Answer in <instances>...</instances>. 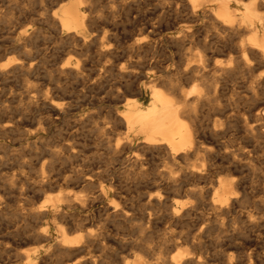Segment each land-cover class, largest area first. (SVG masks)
<instances>
[{
  "label": "bare ground",
  "instance_id": "1",
  "mask_svg": "<svg viewBox=\"0 0 264 264\" xmlns=\"http://www.w3.org/2000/svg\"><path fill=\"white\" fill-rule=\"evenodd\" d=\"M67 1H71V0H67ZM120 1L123 2L124 4H126L125 6L127 7V4L132 3L133 0H120ZM120 1H119V3H120ZM135 1H137V0H135ZM162 1H164V0H161V2L159 1V3H162ZM172 2H173V0H171L170 3H172ZM177 2L179 4V1L175 0V4ZM180 2H181V0H180ZM82 3H83L82 0H73V2H70V3L67 2V4H64L61 7V9L59 10V13H56L53 17L52 22L54 23V25L58 29V31H61V32L67 34L68 38H66V39H68V41H69V46L71 47V50H72L71 53L76 54V56L70 55V54L68 55V57L66 56L67 58H65L64 63L61 64V66L57 69V71L59 72V70H60L63 73L64 72L69 73L70 75L74 76L73 78H75V76H81V78L85 77L86 76L85 70L87 67L86 66L87 63L85 62L83 57L82 58L84 61L81 59V56H83L84 52H86L90 49H94L96 54H98L101 58L99 56L98 57L101 60H104L99 71H98V73L101 72V75H102V71H104V73L107 72L109 74H112V77L114 75V76H117L119 79L120 78L123 79L125 81V83L128 85V90H126V88H125V91H122V93L120 92L121 94L118 97H116L117 101H115L119 104L122 103V112H118L117 110L115 112V111L111 110L112 112H114L113 121L111 120L112 126H110L109 129L104 127L103 130H105L104 132H105L106 136H108V135L113 136L114 135V137H115V138L113 137V139H111V138L108 139V137H107V139H108L107 145H109L108 147H110L111 150L115 153V156H116V154L119 156L126 155L127 157H125V159H127V161H129V164L131 166L135 167V169H136V167H138L140 170V168L147 161V158H150V159L153 158V161L155 159V161H158L157 163L160 162L162 165L161 166L159 163L160 167L163 168L160 174H158L159 170H158V172L155 171V172H157L156 174L159 175V179L154 178V180H152V182H150L149 184L146 183L147 185H144V186H146V187H144V190L141 191L139 189L140 190L139 192L137 190V192L140 193V197H144L146 199V203L143 202L144 199L142 201L143 203L137 201L139 204L140 203L144 204L143 209H141V212H140V216H141L140 219L146 220L145 216L147 214L149 215L150 211L147 214L145 212L148 210L152 211V209H156V211H157V209L160 211H163L164 213H166V215L169 216V218L172 217L176 222H181L187 214L190 215V213H193L196 210H197L196 213L194 212L193 215L194 214L198 215L197 214V212H199L198 209L199 210L201 209L202 210L201 212H207V211L210 212L213 216V223L214 222L219 223V221H221V219H223V217L226 216L227 214H234V212H236V210L241 206V204L243 202H245V201L242 202V199L244 197L243 194H245V193L242 194L240 182L238 181L239 176L235 177V175L236 176L240 175L239 169L243 168L248 161L249 162L251 161L250 153H252L253 150L251 152L249 149H247L249 147L246 148L245 146H248L249 144L247 145L245 143L246 145L242 146L243 144L242 145L240 144L241 146L238 145L237 148H234L230 151V146H228L229 147L228 148L226 146L227 144L225 145V143L223 142L224 148L229 149V151L224 152V150H223L224 153L219 155V151H220V149L222 151L223 146L222 147L221 146L214 147L212 145V139L216 138L221 132H223L222 129L224 128V126H226L227 124L230 123L231 119L236 118V120H238L237 122L241 125V129H242L241 131H244V133H243L245 135L244 138L246 139V141L251 143V146H254L255 144H257V146H258V144L261 142H262L261 144L263 145V143H264V107H262L263 104L261 103V101H262L261 98H264L262 96L263 91H264V0H186L185 3L182 2L181 7L179 6L180 10H178V11H179V13H181V15L183 14L181 19L179 18L180 20H177L178 17L176 19L173 17L174 20L172 18L171 22H168V21L166 22V21H164L165 19L163 18L164 23H159L158 22L159 18H162V17H159L160 15L158 13V15H156V16H158L157 22L155 21V23H152L153 22L152 21L150 23H147L145 26L142 24L143 28L140 25L141 29H143V31L140 30V27L136 28V29L140 30V34H141V32H148L146 34V36L141 37L140 35H138L139 33L137 34L135 31L137 36L136 35L134 36V34H131L129 36V40H126V41L125 40L121 41L118 38V35L115 34V32L111 33L112 29L110 31V30H107L106 28H101V30L99 29L100 30L99 31L97 28V30H98L97 32H92L91 31L92 28H91V30L89 29V31H87V29L85 28V27H88L87 25L85 26V24H86L85 21L87 20V19L85 20V16H86L85 10H88V9H85V7L82 6L83 5ZM113 3H115V2H112V4ZM165 3H167V0ZM110 4H107V6L108 5L111 6ZM133 5H134V2H133ZM169 5H173V4H169ZM161 6H162V4L159 7L162 8ZM165 6H167V5H165ZM163 7H164V4H163ZM122 8H124V7H122ZM167 8H168V6H167ZM167 8L165 9V7H164V10H167ZM176 8H177V6H176ZM110 10L113 12V10L111 8H110ZM134 11L135 10H133V12ZM117 12H116V15L118 14ZM131 12H132V9H131ZM133 12H132V14H133ZM138 12H139V9H138ZM149 12L150 11H148V13ZM166 12H165V14H167ZM169 12L170 11H168V14H169ZM177 12H175V13H177ZM155 13H157V12L155 11ZM102 14H103V11H102ZM109 15H110V13H109ZM113 15H115V13ZM123 16H124V18H126L125 15H123ZM139 16H140V13H139ZM111 17H112V15H111ZM128 17H129V14H128ZM179 17H180V15H179ZM89 18L91 19V16ZM119 18H121V17H119ZM167 18H166V20H167ZM97 19L93 18V21L97 20ZM112 19H110V20L113 23L114 19L113 20ZM133 19H134V17H133ZM133 19H131L132 23H134ZM157 19H155V20H157ZM201 19L203 20V23H202L204 25L203 27H205V29H207L206 31L211 30V32L214 33V34L213 33L212 34H213V36L216 37V40H217L216 44L213 45V44L209 43V40H208V42L206 40H203L202 35H204L205 33L202 35L200 34L201 38L198 36V34L200 33L198 31H200L201 29L200 28L196 29L195 25ZM103 20H104V18H103ZM103 20H102V22H101V19L97 20V21L103 23ZM119 20H121V19H119ZM119 20H117V22ZM128 21L130 22V20H128ZM131 22L129 24H131ZM138 22H139V20H138ZM89 23H90V21H89ZM104 23H105V20H104ZM94 24L95 23H93V25ZM113 24H116V22ZM50 25H52V24H50ZM117 25H118V23H117ZM104 26L107 27L106 25H104ZM126 26H128V24ZM126 26H124V27H126ZM130 26H132V28L134 27V25H130ZM95 27L96 26L94 25L93 29H95V31H96ZM98 27H99V23H98ZM203 27H201V28H203ZM124 29H125L124 31L126 32L128 30V27H127V30H126V28H124ZM115 30L117 31V28ZM134 30H135V27H134ZM37 31H39V29ZM52 31H54V29ZM58 31L55 30V34ZM132 31H133V29H132ZM165 31H169V32H167L168 35H165ZM202 31L205 32V30H202ZM125 32H124V34H127L130 31L127 33H125ZM39 33H41V32H39ZM212 34L210 36H212ZM30 35H31V33H30ZM205 35L207 36V34H205ZM28 36H29V34H28V31H26V30H23L20 33L21 39H26ZM119 36H121V35H119ZM210 36L209 37L207 36V38H210ZM134 37H141V38L136 39ZM64 38H65V36H64ZM163 39H166L165 41L168 42L170 45L174 44L179 48L178 49L179 50V57L176 56V57H178L177 61H173L171 54L168 53V58H166L165 63L162 62V63H164V65L162 64L163 65L162 69L165 71V74H166V75H164L165 76L164 78L162 76H158L157 73L156 74H154L152 72L148 73L146 71V65L143 64V62H146V61L141 60L142 61V63H141L139 61V58H138L140 54L142 55L146 52H149L154 48V46H156V44H158L160 42L162 43ZM30 40H31V38H30ZM60 40H61V38H60ZM65 40H63V41H65ZM23 42H24V40H23ZM66 42H67V40H66ZM212 43H213V41H212ZM158 45H157V47H158ZM70 47H69V49H70ZM160 50H161V48H160ZM23 51H22V55H23ZM156 51H158V50H156ZM174 51H175V48H173V52ZM65 54H63V56ZM85 54H89V53L86 52ZM85 54H84V57H85ZM93 54H95V53L93 52ZM150 54H152V53L150 52ZM22 55H21V58H22ZM28 55H26V57H28ZM145 55H147V53ZM165 55H164V57H165ZM0 58H1V56H0ZM87 58H86V60H87ZM141 58H144V55ZM145 59H146V57H145ZM20 60H18L19 62H17V63H15L16 61H14V64H13V62L10 63L11 61H7V63L1 65L0 66L1 76L3 73L5 74V72H7L8 70H9V72L10 71L12 72L11 68H13L14 71H15V69H17V72H16L17 74H19L18 71H20V70L25 71V72H29V71L31 72L32 70L26 71V69L31 68L32 65H30L28 63H30L32 59H30L29 62H27L28 60L27 61H24L22 59H20ZM61 62H62V60H61ZM156 63H157V61H156ZM54 64H56V63H54ZM95 64H97V62ZM148 64H149V62H148ZM160 64H159V66H157V67H159V69H160ZM170 66L173 69H169ZM34 67H35V65H34ZM55 67L57 68V66H55ZM55 67L53 65L51 68H55ZM92 67H94V66H92ZM155 67H156V65H155ZM33 68H31V69H33ZM56 68H55V70H56ZM34 70L35 69H33V71ZM97 70H98V68H97ZM97 70H96V72H97ZM21 71H20V75L22 73ZM61 72H59V73H61ZM157 72H159V71H157ZM237 74L242 75V77L244 76L245 79L244 78L243 79L246 81H244L243 84H245V82H246V84L248 85L246 88L248 90L247 94H249V95L247 96V98H245V100L246 99H247V101L251 100L253 103L250 105V107L248 106L249 108L247 111H245V112L243 111L242 113L240 111V113L234 114L236 117L225 116V115H228L229 111L227 114L225 113V111L223 113L222 111L224 108L222 109V106H220L218 104H217L218 105L217 106L215 104L216 109L219 112H222V114L220 113L221 115H219V113H218L217 115H215V111H213L215 109V107L213 106L214 109H212V113L214 115L212 114V116H211V114H210V118L208 115H205L208 117V119H210L209 133H208L209 135H206L207 133L205 134V133L201 132L203 129L200 131L201 127L203 128V126L200 125V127H199V125L197 124V123H199V122H197L198 121L197 115H199L197 113L198 108L201 106L200 108L202 109V106H203V109H204L208 104H211V102H213V98L217 97V96L214 97V95H212V93H213V88L215 87L216 83L219 80L223 79V80H221V82L222 81L225 82L224 81L225 79H227V78L229 79L231 77H234L235 75L237 76ZM29 75L31 76L32 74H29ZM70 75H69V77H70ZM88 75H91V74H88ZM242 77H241V79H242ZM89 78H90V76H89ZM101 78L102 77H100V79ZM236 78H237L236 80H238V77H236ZM231 79H234V78H231ZM82 80L80 82H82ZM115 81H117V80H115ZM221 82L219 83L220 85H222ZM228 82H230V81H228ZM242 82H241V84H242ZM225 83H223V85ZM79 84H81V83H79ZM246 84H245V86H246ZM129 85L131 86L130 90H129ZM114 87L117 88V86H114ZM28 88L30 89L31 87L29 86ZM28 88H27V90H28ZM32 88H33V86H32ZM95 88H97V86H95ZM118 88H120V87H118ZM118 88H117V90H118ZM141 88L148 90L149 95H150L149 102H148L149 104L147 103L148 105H146V106L142 105L141 103H139L135 99V96L137 95L138 90H140ZM216 90H218V89H216ZM47 91H50V90H47ZM109 91L111 93V90H109ZM33 92L34 91H32V93ZM113 92H115V91H113ZM244 92H246V91H244ZM46 93H48V92H46ZM34 94H37V93H34ZM117 94H119V93H117ZM215 94H217V93H215ZM237 94H239V93H237ZM69 95L74 96L75 94L74 95L69 94ZM110 95H112V94H110ZM217 95H219V94H217ZM259 95H261L260 96L261 101L259 100ZM45 96H49V94H47ZM115 96H117V95H115V94L112 95V97H115ZM237 97H239V96H237ZM242 97H243V94H242ZM242 97L240 95L239 98L241 99ZM67 98H69V97H67ZM27 99H28V97H27ZM53 99L54 98H52V99L49 98V99L44 100V103L46 102V104L49 106L47 119H49L50 121L52 118H54V119L60 118L61 116H63V113H64V109H62V106H60L62 104H60V105L57 104V102H56L57 100L54 101ZM58 99L60 100V98H58ZM70 99L72 100V97H70ZM111 99L112 98L110 97L109 100H111ZM218 99H217V101H218ZM59 100H58V102H59ZM32 101L29 104H32V106H33ZM68 101H70V100H68ZM74 101H75V99H74ZM74 101H73V103H74ZM81 101H83V100H81ZM81 101H79V102H81ZM98 101H100V99H98ZM251 101H249V102H251ZM39 102L41 104L43 101L41 102L39 100ZM61 102H63V101H61ZM91 102H92V100H91ZM103 102H104V100H103ZM214 102H215V99H214ZM214 102L212 103V105H214ZM93 103H96V102H93ZM243 103L245 104V102H243ZM81 104H82V102L80 103V105ZM87 104H88V102H87ZM34 105H35V103H34ZM38 105H39V103H38ZM91 105L93 106L92 103H91ZM208 106H211V105H208ZM208 106H207V108H208ZM38 107H40V106H38ZM64 107H65V105H64ZM66 107H67V104H66ZM66 107H65V110L68 108V107L67 108ZM229 108H230V106H229ZM73 109H75V108H73ZM209 109H210V107H209ZM67 110H70V109H67ZM205 110H206V108H205ZM205 110H204L205 113L209 112L208 110H206L207 112ZM240 110H241V108H240ZM237 112H239V111H237ZM45 113H47V111ZM98 114H99V112H98ZM207 114H209V113H207ZM45 115H47V114H45ZM96 115H97V112H95V119L97 118ZM86 116L88 117V115H86ZM86 116H84V117L87 118ZM205 116H203V119ZM75 117H77V116H75ZM90 117H92V116H89V122H91ZM3 118L1 119L2 121H3ZM70 119L68 117V120H70ZM98 119H100V118H98ZM105 119H107V116ZM45 120H46V118H45ZM45 120H44V122H45ZM53 120H52V122H53ZM64 120H66V118ZM72 120H74V119H72ZM75 120H79V119H75ZM75 120L73 122H75ZM92 120H94V119H92ZM5 121L6 120L4 119V123H5ZM79 121H81V120H79ZM204 121H206V120H204ZM20 122H22V121H20ZM87 122H88V120H87ZM95 122H94V124H95ZM1 123H3V122H1ZM1 123H0V134L4 133V132L1 133V131H3V130L8 129V131H9L10 127L8 124H6L7 122L5 124H1ZM8 123H10V122H8ZM24 123H26V122H24ZM64 123L65 122H63L62 125H64ZM66 123H67V121H66ZM108 123H110V120ZM232 123H236V122H232ZM15 124H16V121H15ZM71 124H72V122H71ZM101 124L99 122L100 126H101ZM200 124H201V122H200ZM12 125H13V123H12ZM39 125H42V123ZM50 125H51V123H50ZM231 125H233V124H231ZM234 125H236V124H234ZM103 126H104V124L102 125V127ZM233 126L230 127L229 129H232ZM237 126H238V124H237ZM39 127L41 130L42 126H39ZM42 128H44V127H42ZM54 128H56V127L54 126ZM62 128H64V127L62 126ZM235 128H237V127H235ZM238 128H240V126ZM95 129H97V128H95ZM205 130H207V129H205ZM205 130H204V132H205ZM38 131H39V129H38ZM44 131L45 130H43V132ZM46 131H48V130H46ZM98 132H100V131H98ZM10 133L12 134V131ZM15 134H16V132H15ZM101 134L102 133H100V135ZM46 135H48V134H46ZM102 135H104V134H102ZM3 136H5V135L3 134ZM5 137H7V136H5ZM20 137H22V136L20 135ZM103 137H105V136H103ZM218 137L220 138V136H218ZM222 137H223V135H222ZM37 139H36V141H37ZM105 139H106V137H105ZM214 140L215 139H213V142H214ZM218 141H221V140H218ZM103 142H105V140ZM220 143L223 144L222 141ZM220 143L214 142L215 145L220 144ZM29 144H30V142L28 143V145ZM35 144H37V143H35ZM64 144H65V142H63V145ZM231 144H233V142ZM231 144H229V145H231ZM72 145H74L76 147V144L73 143ZM72 145H67L66 147L64 145V147L67 150V154H69V152H70L71 157L72 156L74 157L75 154L73 153L74 149H73ZM58 146L61 147L60 144ZM232 146H234V144ZM57 147L53 148V150H55ZM108 147L106 146V148L109 151L110 148H108ZM61 148L63 149V146ZM254 148H255V146H254ZM0 149H1V146H0ZM58 149H60V148H58ZM48 151H51V150L49 149ZM112 151H109V152H112ZM49 154H52V152L51 153L49 152ZM54 154H52V155H54ZM60 154L62 155V152H60ZM76 154H78V153H76ZM57 155H56V157H57ZM253 155H255L254 152H253ZM53 157H55V156H53ZM77 157H79V156L77 155ZM68 158L69 157L67 156V159ZM72 158H71V162H74V160H73L74 158L73 159ZM224 158L227 159L228 162H229V159L232 161V162H230L231 166L230 165L227 166L226 164H224L223 161L217 162L220 159L223 160ZM62 159L63 158H61L60 160H62ZM63 160H65V159H63ZM75 160H76V157H75ZM149 161L151 162L152 160H149ZM155 161L153 164H155ZM241 161H243V163H245L244 161H246V163L244 164L243 167H241L242 166L241 165L242 163H240ZM252 161H254V160H252ZM47 162H48V160H47ZM47 162H45V164ZM254 162H257V161H254ZM68 163H70V161ZM45 164H43V166H45ZM48 164H49V162H48ZM253 164H255V163H253ZM148 166H150V164H148ZM154 166H157V165H153V168H155ZM247 166H248V163H247ZM249 166H248V168H251ZM49 167H51V163H50ZM71 167H72V164H71ZM45 168H44V170H45ZM51 169H52V167H51ZM75 169H77V168H75ZM148 169H147V172L149 171L148 175L150 173L152 174V172ZM52 170H50V171H52ZM81 170H82V168H81ZM83 170H85V169H83ZM83 170L82 171L78 170V171H75V173L74 172L72 173V174H74L73 178H72V182L74 181V184H76V185H80V186L83 185L82 186L83 191L80 192V194L76 195L75 197L72 196V198L71 197L69 198L68 196L63 195L62 193H58L56 195L54 194V196L48 194V191L50 192V190L53 189L54 184L51 182V177H49L48 174L46 175L45 172H42L39 175V178H37L39 180H37L38 182H36V184H35V187L38 190L36 192H38V194L33 196L32 199L31 198L30 199L22 198L23 200H20L17 197L21 202L19 205V210L21 212H24L33 221H35V224H36V227H35L36 229L34 228L36 230L35 231V237L37 239V243H39V246H35V247L31 246L32 248L29 247V249L24 250V251H22L21 254H19V256H18V260L20 262L19 264H43L44 257H42V254L44 253L47 255L50 251L58 253L56 255L61 256L62 260L60 259L61 260L60 264H99L103 260L102 257H101L102 258V260H101L100 256H96L97 254H95V252L98 250H96L93 253L94 250L91 249V246L93 244L96 243V245H97V243L99 244L101 242V237L97 233H95V234H94V232L92 233L91 232L92 230H90L88 228V226L91 225V221H86L83 225L78 226L77 224H75L77 222H74V219L75 218L77 219V217L74 216L75 218L73 220H71V222L68 221L70 223V225H67L68 222L66 223L65 220L68 218L67 211H66L68 209L78 208L81 210H85V209L90 208L94 203L95 204L99 203V204L103 205V207L101 206L103 209L100 212L106 211L107 213H110V215L113 218H121L124 220H130V222H131V220H133L134 214H133V216H131L128 212V211H132L133 209L127 210L126 205H121L122 204L121 203L120 204L121 206H120L119 203H117L118 202L117 198H121V196L119 193L120 191L118 190V192H117V190L115 189L116 186L114 187L112 182L106 183V182H104L105 180L102 181L101 175L96 173V172L92 174L91 171H90V173H88V171L85 172ZM155 170H156V168H155ZM236 170L239 172L237 174L232 175L231 173L236 171ZM68 171H70V170H68ZM68 171H66V172H68ZM132 172H134V171H132ZM141 172L143 173V169ZM0 173H2V172H0ZM222 173H228V175H222ZM241 173H242V171H241ZM52 174L54 175V172ZM101 174L103 177V173H101ZM146 174H144V176ZM7 175H9L8 172H7ZM67 175H69V173H67ZM148 175H147V177H148ZM153 175H155V174H153ZM153 175H152V177H153ZM60 176H62V175H60ZM64 176H66V175H64ZM14 177L16 178V176H14ZM34 177H35V175H34ZM57 177H55V178H57ZM70 177H72V176L70 175ZM6 178H7V176H6ZM6 178L3 177V179H6ZM17 178H18V176H17ZM17 178H16V181L19 180ZM62 178H64V177L62 176ZM8 180H5V181H8ZM146 180L149 181V177ZM144 181H145V179H144ZM1 182H3V181H1ZM1 182H0V184H1ZM28 183H30V182H28ZM67 183H66V185L70 184V183H68V184ZM241 183H243V182H241ZM13 184H14V182H13ZM72 184L73 183H71L70 185H72ZM16 185H18V184H16ZM31 185H33V184H29V187ZM59 185H61V184H59ZM66 185H64V186H66ZM18 186L22 187V185H18ZM242 186H245V185H242ZM254 186L256 188V185H254ZM61 187H62V185H61ZM119 187L121 188L122 186H119ZM117 188H118V186H117ZM4 189H5V187H4ZM12 189H13V187H12ZM17 189H19V188H17ZM256 189H258V188H256ZM244 190H246V189H244ZM14 191H16V190H14ZM17 191H20V190H17ZM31 191H34V189ZM5 192H6V190H5ZM247 192L249 193V191H247ZM8 193H11V192H8ZM15 195L16 194H14V196ZM26 195H27V193H26ZM253 195L256 196L255 194H253ZM248 196H249V194H248ZM248 196L246 198H248V200H249L250 197H248ZM254 196H252V197L254 198ZM4 197H2L3 200H1V198H0V209H1V207L4 206L3 204H6ZM26 197H28V196H26ZM135 197L136 196H134V201L136 200ZM257 197L258 196H256V198ZM14 198H16V196ZM128 198H131V197H128ZM137 198H138V196H137ZM119 200L121 201L122 199H119ZM141 200L142 199H140V201ZM256 200H257L256 203L259 206L258 208L263 209L261 211L264 212V188L260 190V197H259V199H256ZM125 201L126 200L124 199V203H125ZM132 201H133V198H132ZM126 202H128V199ZM130 203H132V202H129V205H131ZM134 203H136V202H134ZM138 203H136V205ZM256 203L254 202L253 205ZM139 204L137 206L140 207ZM250 204H249V206H250ZM243 205L245 206L247 204H243ZM253 205L251 204L252 211H253V209L255 210V208H253L254 207ZM134 208L136 209V207H134ZM140 208H142V206ZM256 208H257V206H256ZM103 210H105V211H103ZM95 211H97V210H95ZM94 212H93V214H94ZM163 212L161 214H163ZM73 213L74 212H72V214ZM131 213H133V212H131ZM137 213L139 214V211ZM200 213H199V215H200ZM97 214H98V212H97ZM74 215H76V214H74ZM148 215H147V217H148ZM151 215L153 216V214H151ZM196 215H194V216L196 217ZM256 215H257V212H256ZM66 216H67V218H66ZM105 216H107V215H105ZM135 216L138 217L137 214ZM155 216H157V215H155ZM155 216L153 218H156ZM191 216H192V214H191ZM200 216H198V217H200ZM204 216H206V215H204ZM237 216L239 217L238 214H237ZM243 216H244L245 220L248 221V223L252 224V226L254 223H256L254 221L255 217L251 211H248L247 213L243 214ZM84 217H85V215H84ZM136 217H134V218H136ZM149 217H150V215H149ZM188 217H190V216H188ZM228 217L227 218L225 217V218L229 219ZM201 218H203V216ZM148 219L150 220V218H148ZM158 219H160V217ZM32 220L29 221L30 224H31ZM68 220H70V219H68ZM99 220H100V218H99ZM188 220H190V219H187V221ZM197 220L195 222H197ZM209 220H210V218H209ZM258 220H256V221H258ZM263 220L261 218L262 222H263ZM33 221H32L31 225H33ZM78 221L80 222V219ZM112 221H114V220H112ZM237 221H239V220H237ZM237 221H235V222H237ZM127 222L130 224L129 221H127ZM133 222H135V221H133ZM210 222H211V220H210ZM232 222H234V221H232ZM144 223H146V222L144 221ZM215 223L213 225L217 226V224L215 225ZM211 224L212 223H210L209 228H212ZM221 224H222V222H221ZM243 225H244V223H243ZM254 225H256V224H254ZM257 225H259V223ZM178 226H179V224H178ZM214 226H213V228H215ZM242 226H239V227H242ZM263 226L264 225H262V227ZM33 227H34V225H33ZM205 227H207V226H205ZM217 227L221 228L222 225L218 224ZM223 227L225 228V226H223ZM257 228H259V227H256V229H255V227H253V229H255V230H257ZM30 229H32V228L30 227ZM232 229H233V227H232ZM241 229L244 230L245 228H241ZM249 229H250V227H249ZM233 230H232V232H233ZM195 231H198V229L196 227V223H195L194 233H195ZM202 231H203V229L200 226L199 232L197 234H193V232H192V235H191L189 232L190 235L188 234L185 236H181L180 233H177V232L176 233H169V236L167 237L168 239L166 238L167 244H169V245L166 248L165 252L162 251V252H164L163 254L161 253L160 256L158 255L159 257L156 256L157 258H154L155 255L152 252H149V251L142 252L141 250L143 248L139 251H137V250L132 251L130 254L127 255L128 257H125V258L122 257V259L118 258V253H117L116 257L118 258V261H119V259L121 260L120 262H118V264H210L209 261H211L212 259H209V261H208L206 259L207 257L206 258L203 257L204 255H202L196 251V246L200 244V243L198 244V241H199L200 234ZM205 231L207 233V230H205ZM209 231H210V229H209ZM246 231H247V229H246ZM263 231L264 230H262V232ZM253 232L256 233L257 231H253ZM33 233H34V231H33ZM240 233L242 234V232H240ZM231 235H233V234H231ZM231 235H230V237H231ZM257 235H259V232ZM103 236H104V233H103ZM244 236H245V234H244ZM204 238H205V236H204ZM30 239L32 240V238H30ZM233 240H235V239L233 238L232 241ZM238 240H240V239H238ZM34 242H36V241H34ZM133 242H134V240H133ZM135 242L137 243V241H135ZM241 242L242 241H240V243ZM37 243H35V244H37ZM104 243H106V241ZM122 243H123V241H122ZM122 243H118V246H119V244L121 246ZM126 243L128 245V241ZM202 243H204V242H202ZM243 243H244V241H243ZM101 244L103 245V248L106 245V244L104 245L102 242H101ZM101 244H100V246H101ZM230 244H232V243H230ZM253 244H255V242ZM31 245H33V244H31ZM127 245H124V246L126 247ZM130 245H131V243H130ZM136 245L138 246V244H135V246ZM100 246H98V249ZM106 246L104 249H106ZM124 246H122V248ZM141 246H143V245H141ZM201 246L202 245L200 244V246H199L200 249H201ZM131 247L133 248V243H132ZM254 247H256V246H254ZM108 248L109 247L107 246L106 250H108ZM132 248H131V250H132ZM4 249H3V251H4ZM94 249H95V246H94ZM100 250H101V247H100ZM234 250L235 251H231V253L229 255V257L231 259L234 258V255L235 256L238 255L239 257H242V258H240L242 261H243V256H244L245 260H247V261L251 260V252L248 251L249 248H244V246L237 244V245H234ZM7 251H6V253H7ZM128 252H129V250H128ZM219 252L222 253L223 251L221 252V250H219ZM252 252H254V250ZM104 254L107 257L106 252ZM1 255H3L2 251H1ZM205 255H207V252ZM209 255H208V257L210 258L212 254L210 256ZM218 255H220V254L218 253ZM225 255L228 256L227 254H225ZM240 255H243V256H240ZM252 255H253V253H252ZM50 256H51V254H50ZM4 257L2 256V258H4ZM49 257H47V258H49ZM213 258H216V257L214 256ZM235 258L233 259V261H234L233 263L228 258L226 259V261L229 260L228 264H244L241 261L235 262ZM57 259H58V257H57ZM222 259H223V256H222ZM222 259L220 260V258H219L220 261H222ZM107 260H109L108 257H107ZM257 260H258V258L256 257L255 261L257 262ZM116 261H117V259H116ZM216 262L217 261L215 259V263ZM3 263H4V260H3ZM245 263L247 264V262H245ZM100 264H104V261H103V263H100ZM115 264H117V263H115ZM218 264H219V262H218ZM220 264H222V263H220Z\"/></svg>",
  "mask_w": 264,
  "mask_h": 264
},
{
  "label": "rangeland",
  "instance_id": "2",
  "mask_svg": "<svg viewBox=\"0 0 264 264\" xmlns=\"http://www.w3.org/2000/svg\"><path fill=\"white\" fill-rule=\"evenodd\" d=\"M82 1H83V3H82L83 5L82 6L85 7V9H88V10H85V12H86L85 13V15H86L85 16V20L87 19L85 21V23H86L85 26L86 25L88 26V27H85V28L87 29V31H89V29L91 30V28H92V30H91L92 32H97L99 29L101 30V28H106L107 30H110V31L112 29L111 33L115 32V34L118 35V38L121 41H124V40L126 41V40H129V36L131 34H134V36H135L136 33L137 34L139 33L138 35H140L141 37L142 36H146V34L148 32H141V34H140V30L143 31V29H141L142 24L145 26L147 23H150L152 21H153L152 23H155V21L157 22L158 21V19H157L158 16H156V15H158V13L160 15L159 17H162V18H159V21H158L159 23H164V21L171 22L173 17L175 19L178 17L177 20H180L183 14L181 15V13H179L178 10H180L182 2L185 3L186 0H181V2H180V0H176V1H179V4H178V2L175 4V0H173L172 3H170L171 0H167V3H165L166 0L162 1V3H159V1L161 2V0H139L140 2L138 0H137L138 2L133 0L132 3H128L127 4V7L125 6L126 4H124L120 0H88V1L87 0H82ZM111 1L115 2V3L112 4ZM119 1H120L121 4L119 3ZM67 2L70 3V2H73V0H71V1H67V0H0V56H1V58H0V66L5 64V63H7V61H11L10 63L13 62V64H14V61H16L15 63H17V62H19L18 60H20V59H22L24 61L28 60L27 62H29L30 59H32L31 60L32 63L30 62L28 64L32 65L31 68H33L34 65L36 67V68L35 67L33 68V69H35L34 71L31 68L26 69V71L27 70L28 71L32 70L31 72L29 71L30 73L20 70L22 72L21 75H20V71H18L19 74H17L16 73L17 69H15V71H14L13 68H11L12 69V72L10 71L11 73L8 70L7 72H5V74L3 73L2 76L0 74V123L3 122L1 124H5L7 122L6 124H8L9 127H10L9 131H8V129L7 130H3V131H1V133L2 132H4V133L0 134V146H1V149H0V151H1L0 152V159H1L0 160L1 161L0 162V166H1L0 167V172L3 173V174L0 173V182L3 181L0 184V198H1V200H3L2 197L5 196L4 200H5V203H6V204H3L4 206L1 207V209H0V256H1L0 257V264H4V263L5 264H19L20 262L18 260V256H19V254L22 253V251L29 249V247L32 248L31 246H33V247L39 246V243H37V239L35 237V231H36L35 230L36 229L35 228L36 227L35 221H33L24 212H21L19 210V205L21 203L20 200H23L22 198H24V199H30L31 198L32 199L33 196L38 194V192H36L38 190L36 189L35 184H36V182H38L37 180H39V179H37V178H39V175L42 172H45L46 175L48 174L49 177H51V182L54 184L55 188L53 187V189H54V190L52 189L53 191L52 190H50V192L48 191V194L54 196V194L56 195L58 193H62L63 195L68 196L69 198L70 197L72 198V196L75 197L76 195L80 194V192L83 191V189H82L83 185H81V186L80 185H76V184H74V181L72 182V178H73V175H74L72 173L73 172L75 173V171H78V170L82 171L83 169H85L83 171H85V172L88 171V173H90V171H91L92 174L95 173V172L100 174L102 181L105 180L104 182H106V183L112 182L114 187L116 186L115 189L117 190V192H118V190L120 191L119 193H120L121 198H117L118 200L117 199L116 200L118 202L117 201L116 202L119 203V205L121 203H122L121 205H126V209L127 210H130V209L132 210L133 209L132 211H128L131 216H133V214H134V217H136L135 215L137 214V216L139 217V218L136 217L137 219L133 217V220H131V222H130V220H124V219H121V218H113L110 215V213H107L105 210H103V211H105L106 213L105 212H100L103 209L102 208L103 205L99 204V203L98 204L94 203L90 208L85 209V210H81V209H78V208H72V209L66 210L67 211V216H68V218L66 216V218H67L65 220L66 223L68 221L71 222V220H73L75 217H77V219L75 218L74 222H77L75 224H77L78 226L83 225L86 221H91V225L88 226V228L90 230H92L91 231L92 233L93 232H94V234L97 233L101 237V242L104 245L106 244L109 247L108 250H106L107 246L105 245L106 249H104L105 246L103 248V245L101 244V242L99 244L97 243L98 246H100V244H101V246H100L101 250H100V247L98 249V246L96 245V243L91 246V249L94 250V251L92 250L93 253L96 250H98V251H96L97 253L95 252V254H97L96 256H100V258L101 257L103 258V260L101 258L102 261L100 263H103V261H104V264H107V263L108 264H115V263L118 264V262L121 261L120 259H122V257L123 258L128 257L127 255L130 254L132 251H134V250L139 251L142 248H143L141 250L142 252H145V251L152 252L155 255L154 258H157V257H159L161 255V253L163 254L165 252L166 248L169 245V244H167V239H168L167 237L169 236V233H176L177 232V233H180L181 236L188 235L189 232H190L191 235H192V232H193V234H197L199 232V229H200V226H201L203 231L201 232L202 235L200 234V238H199L198 244L200 243L203 247L201 246V249H200V247H199L200 244L197 245L196 246V251L199 252L200 254L204 255L203 257H205V258L207 257L206 259L208 261H209V259H212L211 261H209L210 264H218V262H219V264L220 263L228 264L229 260H227L228 261L227 262L226 261L227 258L230 259V261L233 263L234 262L233 259L235 257H236L235 258V262H240L241 261L244 264H246L245 262H247V264H264V231L262 232V230H264V226L262 227V225H264V220H263L264 219V212L261 211L263 209H259L258 208L259 206L256 203L257 202L256 199H259V197H260V190L264 188L263 187L264 186V146H263L264 143L262 145L261 144L262 142H261V143H259L260 145L258 144V146H257V144H255L254 145L255 148H254V146H251V143L246 141V139L244 138L245 137V135L243 134L244 131H241L242 130L241 129V125L237 122L238 120H236V118L231 119L229 124L230 125L231 124H233V125L236 124L234 126L237 127V128H235L233 125L230 126L229 124H227L223 128L224 130L222 129V131L224 133L226 131L227 132L225 134L223 132H221L218 135V136H220V138L218 136L216 138H213V139H215L214 140L215 143H220L222 141V143L224 142L225 145L227 144L226 145L227 147L230 146V151L232 149H234V148H237L238 145L241 146L243 144L242 146H244L246 144L247 145L249 144L248 146H245V147L246 148L249 147L247 149H249L251 152L253 150V152L255 154V155H253V152L250 153L251 161L247 162L248 166L250 165L249 167H251V168H248L246 161H244L246 163L245 166H244L245 163H243V161H241L240 162V163H242L241 167H243V166L244 167L243 168L240 167L241 168V169H239L240 175H237V176L235 175V177L239 176L238 177V181L240 182V187L242 189L241 190L242 194L245 193V194H243L244 197L242 199V202L243 201H245V202H243L241 204V206L237 209L238 211L236 210V212H234V214H227L226 216L223 217V219H221V221H219V223L218 222H216V223L214 222L215 225L217 224V226H218V224L222 225L221 228L213 225L214 224L213 223V216H212V214L210 212H208V211L207 212H201L202 211L201 209L200 210L198 209V211H199V212H197L198 215L194 214V215H196V217L193 215V213L194 212L196 213L197 210L194 211L193 213H190V215L187 214L185 216V218H183V220L181 222H176L172 217L169 218V216L166 215V213H164L163 211H160L158 209H157V211H156V209H152L153 212L151 210L146 211L145 212L146 214L150 211V213H149L150 217L147 214L148 217H147V215L145 216L146 220H143V219L141 220L140 219V217H141L140 216V212H141V209H143V206H144V204H141V203H143V202L146 203V199L144 197H140V193H138V192L140 190L141 191L144 190V187H146L144 185H147L150 182H152V180H154V178L155 179H157V178L159 179V175L158 174L161 173L163 168L160 167L161 163L159 162L160 163V165H159V163H157L158 161H155V159H154L155 164H153L154 161H153V158L151 157L152 159L147 158V161L141 167L143 169V173H142L141 172L142 171L141 168H140V170H139L138 167H136V169H135V167H133V166H131L129 164V161H127V159H125V157H127L126 155L119 156V155L116 154V156H115V153L111 150L110 147H108L109 146V145H107L108 144V139L109 138L113 139L114 135L113 136H111V135L106 136V134L104 132L105 130H103V129H104V127L109 129L110 126H112L111 123L113 121V114H114V112H112V111L116 112V110H117L118 112H122V103L119 104V103H117L115 101H117L116 97H118L122 93V91H125V88H126V90H128V85L125 83V81L123 79H121V78L119 79L117 76L113 75V77H112V74H109L107 72L104 73V71H102V75H101V72L98 73V71H99V69H100V67H101V65H102L104 60L100 59L101 57L98 54H96L94 49H90V50L86 51L89 54H85L86 52H84L83 56H81V59L83 60V58H84L85 62L87 63V64L85 63L86 66H87L86 70H85V73H86L85 77L81 78V76H75V78H73L74 76L70 75L69 73H65V72L63 73L60 70H59V72H61V73H59L57 71V69L61 66V64L64 63L65 58H67L69 54L76 56L75 53H73V54L71 53L72 50H71V47L69 46V41H68V39H66V38H68L67 34H65V33L61 32V31H58V29L55 27L54 23L52 22L54 15L56 13H59V10L61 9V7L64 4H67ZM133 2H134V5H133ZM157 2L160 5L162 4L161 7L163 9L159 7L160 5ZM107 4H110L111 6H109V5L107 6ZM163 4H164L165 9L168 6L167 10H164ZM169 4H173V5H169ZM165 5H167V6H165ZM128 6L129 7L131 6V7L129 8ZM176 6H177V8H176ZM122 7H124V8H122ZM110 8L113 10V12L110 10ZM131 9H132V12H133V10H135L133 12V14L131 12ZM138 9H139V12H138ZM161 10L162 11L164 10V11L162 12ZM173 10L174 11L176 10L175 12H177V11L178 12L175 13ZM102 11H103V14H102ZM148 11H150V12L148 13ZM155 11L157 13H155ZM168 11H170L169 14H168ZM116 12L118 13L117 15H116ZM165 12L167 14H165ZM109 13H110V15H109ZM114 13H115V15H113ZM139 13H140V16H139ZM128 14H129L130 18L128 17ZM178 14L180 15V17H179ZM111 15H112V17H111ZM123 15H125L126 18H124ZM90 16H91V19L89 18ZM113 16L114 17L116 16V17L114 18ZM98 17L101 19V22H102V20L104 18L106 24L104 23V20H103V23L97 21V20H100ZM119 17H121V18H119ZM133 17H134V19H133ZM93 18L94 19L98 18V19L93 21ZM166 18H167V20H166ZM174 18H173V20H174ZM110 19L113 20V23L116 22V24H113ZM119 19H121V20H119ZM131 19L134 20V23L131 22ZM155 19H157V20H155ZM117 20H119V21L117 22ZM128 20H130L131 24H129L130 22ZM138 20H139V22H138ZM89 21H90V23H89ZM93 23H95L94 25L96 26L95 27L96 31H95V29H93L94 28ZM98 23H99V27H98ZM117 23H118V25L119 24L120 25L118 26ZM202 23H203V20L201 19L195 25L196 29L197 28L201 29V30L199 29L200 31H198V32H200L198 34V36L200 37L202 34L205 33L209 37L213 32H211V30L206 31L207 29H205V27H203L204 25ZM50 24H52V25H50ZM127 24H128V26H126ZM104 25H106L107 27H105ZM130 25H134L135 30H134V27L132 28V26H130ZM124 26H126V27H124ZM127 27H128V30H127ZM138 27H140V30L136 29ZM201 27H203L204 29L201 28ZM97 28H98V30H97ZM116 28H117V31L115 30ZM124 28H126V30H127L126 32L124 31L125 30ZM131 28L133 29V31H132ZM142 28H143V26H142ZM38 29H39V31H37ZM53 29H54V31H52ZM23 30L28 31L29 36L26 39H21V37H20V33ZM55 30L58 31V32H56V34H55ZM202 30H205V32L202 31ZM135 31H136V33H135ZM39 32H41V33H39ZM124 32L125 33L129 32V33L124 34ZM167 32H169V31H165V35H168ZM30 33H31V35H30ZM205 34L202 35L203 36L202 37L203 40H206L207 42L209 40V43L213 44V45L216 44L217 40H216V37L213 36L214 33L212 34V36H210V38H207V36ZM119 35H121V36H119ZM64 36H65V38H64ZM29 37L31 38V40H30ZM141 37H134V38L138 39V38H141ZM60 38H61V40H60ZM65 39L67 40V42H66ZM23 40H24V42H23ZM63 40H65V41H63ZM165 40L166 39H163L162 43L161 42L158 43L160 46L158 44H156V46H154V48L151 51L146 52L147 55H145L146 53H144L142 55L140 54L139 57H138L139 61L141 63H142V61H146L147 62V63L143 62V64L146 65V71L148 73L149 72L150 73L152 72L154 74L157 73L158 76H162L163 78L165 77L164 75H166V74H165V71L162 69V66L165 63L166 58H168V53L171 54V57L173 58V61H177L178 57H179V50H178L179 48L176 45H174V44L170 45ZM211 40L213 41V43H212ZM157 45H158V47H157ZM69 47H70V49H69ZM160 48H161V50H160ZM173 48H175L174 52H173ZM156 50H158V51H156ZM22 51H23V55H22ZM92 51L95 54H93ZM150 52L152 54H150ZM63 54H65V55L63 56ZM84 54H85L86 58L88 57L87 60L84 57ZM21 55H22V58H21ZM26 55H28V57H26ZM143 55H144V58H141ZM164 55H165V57H164ZM176 56H178V57H176ZM145 57H146V59H145ZM61 60H62V62H61ZM156 61H157V63H156ZM96 62H97V64H95ZM148 62H149V64H148ZM162 62H164V63H162ZM54 63H56V64H54ZM159 64H160V69H159V67H157V66H159ZM53 65H54V67L57 66V68L55 67L56 70H55V68H51ZM91 65L94 66V67L97 65L95 67L96 69L94 67H92ZM155 65H156L157 68L155 67ZM97 68H98V70H97ZM169 69H173V68L170 66ZM96 70H97V72H96ZM157 71H159V72H157ZM29 74H32V75L30 76ZM88 74H91V75H88ZM69 75H70V77H69ZM89 76H90V78H89ZM235 76L231 77V78H234V79H231V78L225 79L224 81L226 83L223 82V81L221 82V80H223V79L219 80L222 85H223V83H225L223 86L219 84L220 83L219 81L216 83L215 87L213 88V93L214 94L212 93V95H214V97L217 96L219 99L217 97L213 98V102H214V99H215L214 105H212L213 102H211V104H208V105H211L212 107L214 106L215 109H214V107L212 108L211 106H208V105H207L208 108H207L206 105H205L206 106L205 108L209 112H207L205 110V108L203 109V106H202L203 110L200 108L201 106L198 108V112L197 113L199 115H197V120H198L197 122H199V123H197V124L199 125V127H200V125L203 126V128L201 127L200 131L203 129L201 132H203L205 134L207 133L206 135H209L208 133H209V124H210L209 122H210V119H208V117L205 116V115H208L209 118H210V114H211V116L213 114L212 113V109H214L213 111H215V115H217L218 113H219V115H221L222 112L224 113V111L227 114L228 111H229L228 115H225V116L236 117L234 114H238V113H240V111H241V113L243 111L244 112L247 111L248 108L250 107V105L253 103L251 100H248V101H247V99L245 100V98H247V96L249 94H247L248 90L246 88L248 85L246 84V82H245L246 86H245V84H243L244 81H246V80H244L245 79L244 76L242 77V75L237 74L236 77H238V80H236L237 78ZM100 77H102V78L100 79ZM241 77H242V79H241ZM81 80H82V82H80ZM115 80H117L118 82L115 81ZM228 81H230V82H228ZM241 82H242V84H241ZM79 83H81V84H79ZM29 86L31 87L30 89L28 88ZM32 86H33V88H32ZM95 86H97V88H95ZM114 86H117V88L118 87H120V88H118V90H117V88L114 87ZM27 88H28V90H27ZM130 88H131V86L129 85V90H130ZM216 89H218V90H216ZM47 90H50V91H47ZM109 90H111V93H110ZM32 91H34V92L32 93ZM113 91H115V92L117 91V92L115 93ZM244 91H246V92H244ZM46 92H48V93H46ZM34 93H37V94H34ZM117 93H119V94H117ZM215 93H217L219 95H217ZM235 93L236 94L239 93V94L236 95ZM47 94H49V96H45ZM69 94H71V95L75 94V95L74 96H70ZM110 94H112V95L115 94L117 96L112 97V95H110ZM242 94H243L244 98L242 97ZM33 95L34 96L36 95V96L34 97ZM240 95H241V97L243 99L239 98ZM261 95H259V100L261 98L260 97ZM26 96L28 97V99L30 101L27 99ZM237 96H239V97H237ZM262 96L264 97V91H263V95ZM67 97H69V98H67ZM70 97H72V100L70 99ZM75 97L76 98L78 97V98L76 99ZM110 97L113 100L112 99L109 100ZM149 97H150V95H149L148 90H146L144 88H141L140 90H138V93L135 96V99L139 103H141L142 105L146 106V105L149 104L148 103L149 102ZM45 98L46 99L54 98L53 100L54 101L57 100L56 101L57 104H59V105L62 104L60 106H62V109H64L63 116H61L58 119L52 118L51 121L49 119H47L49 106L46 104V102L44 103V100H46ZM58 98H60V100ZM74 99H75V101H74ZM98 99H100V101H98ZM217 99H218V101H217ZM261 99H262V101L261 100L260 101L263 104L262 107H264V98H261ZM39 100L41 102L43 101L42 102L43 104L42 103L40 104ZM58 100H59V102H58ZM68 100H70V101H68ZM81 100H83V101H81ZM91 100H92V102H91ZM103 100H104V102H103ZM31 101L33 103V106H32V104H29V103H31ZM61 101H63L64 103L61 102ZM73 101H74V103H73ZM79 101L82 102L81 105H80L81 102H79ZM242 101L245 102V104ZM249 101H251V102H249ZM87 102H88V104H87ZM90 102L93 104V106L91 105ZM93 102H96V103H93ZM34 103H35V105H34ZM38 103H39V105H38ZM65 103L67 104V107L69 105L70 106L67 108ZM215 104L216 105L218 104V105L222 106V109L224 108L225 110L223 109L222 112H219L216 109ZM64 105H65V107L67 109H70V110H67V109L65 110ZM38 106H40V107H38ZM229 106H230V108H229ZM209 107H210V109H209ZM73 108H75V109H73ZM240 108H241V110H240ZM204 110L207 113H209V114L205 113ZM46 111H47V113H45ZM237 111H239V112H237ZM95 112H97V115H96L97 118L96 119H95ZM98 112H99L100 115L98 114ZM45 114H47V115H45ZM86 115H88V117ZM75 116H77V117H75ZM84 116H86L87 118H85ZM89 116H92V117H90L91 122H89ZM106 116H107L108 120L105 119ZM203 116H205L204 119H203ZM64 117L66 118V120H64L65 119ZM68 117H69V119L71 118L70 119L71 121L68 120ZM2 118H3V121L1 120ZM45 118H46V120H45ZM91 118L94 119V120H92ZM98 118H100V119H98ZM4 119L6 120L5 123H4ZM72 119H74V120L75 119H79L81 121L75 120V122H73L74 120H72ZM44 120H45L46 123L44 122ZM52 120H53V122H52ZM87 120H88V122L90 124L87 122ZM109 120H110V123H108ZM204 120H206V121H204ZM15 121H16V124H15ZM20 121H22V122H20ZM66 121H67V123H66ZM93 121L94 122L96 121L95 122L96 125L94 124ZM8 122H10V123H8ZM24 122H26V123H24ZM63 122H65L64 125H62ZM71 122H72V124H71ZM99 122H100V124L102 123L101 126L99 125ZM200 122H201V124H200ZM232 122H236V123H232ZM12 123H13V125H12ZM41 123H42V125H39ZM50 123H51V125H50ZM20 124L21 125L23 124V125L21 126ZM103 124H104V126L102 127ZM237 124H238V126H237ZM39 126H42L45 129L41 127V130H40ZM54 126L56 128H54ZM62 126L64 128H62ZM232 126H233V128L229 129ZM239 126H240V128H238ZM95 128H97V129H95ZM38 129H39V131H38ZM205 129H207V130H205ZM43 130H45V131L43 132ZM46 130H48V131H46ZM97 130L100 131V132H98ZM204 130H205V132H204ZM11 131H12V134L10 133ZM15 132H16V134H15ZM100 133H102L104 135H102V134L100 135ZM3 134L5 136H7V137L3 136ZM46 134H48V135H46ZM20 135L22 137H20ZM222 135H223V137H222ZM103 136H105L106 139ZM107 137H108V139H107ZM36 139H37V141H36ZM213 139H212V145L214 147H217V146H221L222 147L223 146L222 147V151H221V149L219 151V155H221L224 152H228L229 151V149L224 148V143L223 144L220 143V144H216L215 145L214 142H213ZM104 140H105V142H103ZM218 140H221V141H218ZM29 142H30V144L28 145ZM63 142H65V144H64L65 147L67 145H72L73 143L76 144V147L74 145H72V147L74 149L73 153L75 154L74 157L72 156L74 159L71 157L70 152H69V154H67V150L64 147ZM230 142L231 143L233 142L235 147L232 146L233 144H231ZM35 143H37V144H35ZM228 143L231 144V145H229ZM59 144H60L61 147L63 146V149L58 146ZM106 146L108 148H110L109 151H112V152H109L108 149L106 148ZM55 147H57L56 148L57 150L56 149L53 150V148H55ZM58 148H60V149H58ZM49 149L51 151H48ZM223 150H224V152H223ZM49 152L50 153L52 152V154H54L56 152L55 154L59 155V156L57 155L58 158L56 157L55 154L52 155V154H49ZM60 152H62V155L60 154ZM76 153H78V154H76ZM77 155L79 157H77ZM53 156H55V157H53ZM67 156L69 157L68 159H67ZM75 157H76V160H75ZM61 158L65 159V160H63V159L60 160ZM71 158L74 160V162H71ZM148 159L152 160V161L150 162ZM47 160H48L49 164H48ZM68 160L70 161V163H68L69 162ZM252 160L257 161V162H254ZM220 161H223L224 164H226L227 166L231 164L230 162H232L230 159H229V162H228L227 159H225V158L223 160L220 159L217 162H220ZM45 162H47V163L45 164ZM50 163H51V167H52L53 170L51 169V167H49ZM253 163H255V164H253ZM43 164H45V166H43ZM71 164H72V167H71ZM148 164H150V166H148ZM152 164L153 165H157V166H154L156 168V170H155V168H153ZM43 167L44 168L46 167L45 170H44ZM75 168H77V169H75ZM81 168H82V170H81ZM147 169L150 170L152 172V174L150 173L148 175L149 171L147 172ZM50 170H52V171H50ZM63 170L65 172L68 171V170H70V171L65 173ZM158 170H159V173L156 174L158 172ZM132 171H134L135 173L132 172ZM155 171H157V172H155ZM239 171L236 170V171L232 172L231 174L232 175L237 174ZM241 171H242V173H241ZM7 172H8V174L10 176L7 175ZM53 172H54V175L52 174ZM67 173H69V175H67ZM101 173H103V177H102ZM59 174L62 175L64 178H62V176H60ZM144 174H146L145 175L146 177L144 176ZM153 174H155V175H153ZM5 175L7 176V178L9 180L6 178ZM34 175H35V177H34ZM64 175H66V176H64ZM70 175L72 177H70ZM147 175L149 177V181L146 180V179H148ZM152 175H153V177H152ZM222 175H228V173H222ZM14 176H16V178L18 176L17 179H19L20 181L19 180L16 181V178ZM54 176L55 177L58 176L59 178L58 177L55 178ZM3 177L6 178V179H3ZM144 179H145V181H144ZM5 180H8V181H5ZM13 182H14V184H13ZM28 182H30V183H28ZM67 182L70 183V184L71 183H73V184L72 185H70V184L66 185ZM241 182H243V183H241ZM15 183L18 184V185H22V187L16 185ZM29 184H33V185H31L29 187ZM59 184H61L62 187ZM63 184L66 185V186H64ZM241 184L245 185V186H242ZM254 185H256V188H258V189H256ZM117 186H118V188H117ZM119 186H122V187L120 188ZM4 187H5V189H4ZM12 187H13L14 190H16V191L20 190V191L16 192V191H14L12 189ZM17 188H19V189H17ZM33 189H34V191H31ZM244 189H246V190L248 189L247 191H249V193L246 190H244ZM5 190H6V192H5ZM137 190H138V192H137ZM8 192H11V193H8ZM26 193H27V195H26ZM247 193L249 194V196H248ZM14 194H16L15 195L16 198L18 197L20 200L18 198L17 199L14 198L15 197ZM253 194H255V195L257 194L256 196H258V197L256 198V196H254ZM246 195L248 197H250L249 200H248V198H246L247 197ZM26 196H28L29 198L26 197ZM134 196H136L135 197V199H136L135 201H134ZM137 196H138V198H137ZM252 196H254V198ZM128 197H131V198H128ZM132 198H133V201H132ZM119 199H122V200L120 201ZM124 199L126 201L128 199V202L125 201V203H124ZM140 199H142V200L140 201ZM143 199H144V201H143ZM137 201L141 202V203L139 204ZM129 202H132V203H130L132 206L129 205ZM134 202L138 203L140 205V207L142 206V208L137 206L138 204L136 205V203H134ZM254 202L256 204L253 205ZM250 203L254 206L253 208H255V210L253 209V211H252V206H251ZM243 204H247L248 206L250 204V206L249 207L247 205L244 206ZM256 206H257V208H256ZM134 207H136V209ZM94 209L97 210V211H95ZM247 210L251 211L253 213V215H254L256 220H258L260 218L258 220L259 222L254 219V221L256 222L254 224H256V225L253 224V226H252V224L248 223V221L245 220L243 214L247 213L248 212ZM138 211H139V214L137 213ZM72 212H74V213L72 214ZM93 212H94V214H93ZM97 212H98V214H97ZM131 212H133V213H131ZM162 212H163V214H161ZM256 212H257V215H256ZM199 213H200V215L202 213L203 214L200 216ZM74 214H76V215H74ZM151 214H153V216ZM154 214L157 215V216H155ZM191 214H192V216H191ZM237 214L239 215V217L237 216ZM84 215H85V217H84ZM105 215H107V216H105ZM204 215H206V216H204ZM154 216L156 218H153ZM188 216H190V217H188ZM198 216H200V217H198ZM202 216H203V218H201ZM159 217H160L161 220L158 219ZM225 217L226 218L228 217L229 219H226ZM99 218H100V220H99ZM148 218H150V220ZM209 218H210L211 222H210ZM261 218H262L263 222L261 221ZM68 219H70V220H68ZM79 219H80V222L78 221ZM187 219H190L191 221L190 220L187 221ZM230 219L232 221H234V222H232ZM30 220L33 221L34 227H33V225H31L32 221H31V224H30V222H29ZM112 220H114V221H112ZM196 220H197V222H195ZM237 220H239V221H237ZM127 221H129L130 224ZM133 221H135V222H133ZM144 221L146 223H144ZM235 221H237V222H235ZM69 222L67 223V225H70ZM194 222L196 223V227L198 229V231H195V233H194V230H195V223ZM221 222H222V224H221ZM210 223H212L211 224L212 228H209L210 227ZM243 223H244V225H243ZM258 223H259V225H257ZM178 224H179V226H178ZM205 226H207L208 228L205 227ZM213 226L215 228H213ZM223 226H225V228ZM231 226L233 227L234 230L232 229ZM239 226H242V227H239ZM248 226L250 227V229H249ZM30 227L32 229H30ZM253 227H255V229H256V227H259V228H257V230H255V229H253ZM241 228H245V229L243 230ZM204 229L207 230L208 234L206 233V231ZM209 229H210V231H209ZM246 229H247L248 232L246 231ZM232 230H233V232H232ZM33 231H34V233H33ZM253 231H257V232L254 233ZM240 232H242V234ZM258 232H259V235H257ZM103 233H104V236H103ZM243 233L245 234V236H244ZM231 234H233V235H231ZM230 235H231L232 238L230 237ZM204 236H205V238H204ZM30 238H32V240ZM233 238L235 239V240H233L234 242L232 241ZM238 239H240V240H238ZM133 240H134V242H133ZM34 241H36V242H34ZM105 241H106V243H104ZM122 241H123V243H122ZM127 241H128V245L126 243ZM135 241H137V243ZM240 241H242L241 242L242 244L240 243ZM243 241H244V243H243ZM202 242H204V243H202ZM254 242H255V244H253ZM35 243H37V244H35ZM118 243H122V245L120 246V244H119V246H120L119 247ZM130 243H131V245H130ZM132 243H133V248L131 247ZM230 243H232V244H230ZM31 244H33V245H31ZM135 244H138V246L137 245L135 246ZM233 244L234 245H237V244L239 245L240 244L241 246H244V248H249L248 251L251 252V260L250 261L245 260L243 255H240V256H243V261L240 259L242 257H239L238 255L237 256L234 255V258L231 259L229 257V255H230L231 251H235ZM124 245H127V246L125 247ZM141 245H143V246H141ZM94 246H95V249H94ZM122 246H124V247L122 248ZM254 246H256V247L258 246V247L256 248ZM131 248H132V250H131ZM3 249H4V251H3ZM128 250H129V252H128ZM219 250H221V252L222 251L223 252L220 253ZM253 250H254V252H252ZM1 251H2L3 255H1ZM6 251H7V253H6ZM162 251H164V252H162ZM105 252H106L107 257H108L109 260H107V257L104 254ZM206 252H207V255H205ZM117 253H118V258H120L119 261H118V258L116 257ZM208 253L210 255L212 254L210 258L208 257V255H209ZM218 253L221 256L218 255ZM252 253H253V255H252ZM43 254H42V257H44L43 264H60V262L62 260L61 256L56 255L58 253H55L53 251H50L48 253L49 255L48 254L47 255L46 254L43 255ZM50 254H51V256H50ZM225 254H227L228 256H226ZM2 256L3 257L5 256V257L2 258ZM214 256L216 258H213ZM222 256H223V259H222ZM47 257H49V258H47ZM57 257H58V259H57ZM256 257L258 258V260H257L258 263L255 261ZM219 258H220V260L222 259V261H220ZM116 259H117V261H116ZM215 259L217 261L216 263H215ZM3 260H4V263H3Z\"/></svg>",
  "mask_w": 264,
  "mask_h": 264
}]
</instances>
